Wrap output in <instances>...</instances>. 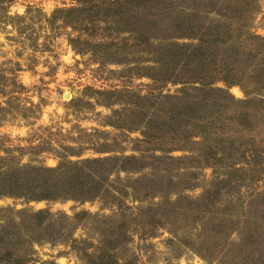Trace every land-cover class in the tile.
<instances>
[{"label": "rangeland", "instance_id": "374dc122", "mask_svg": "<svg viewBox=\"0 0 264 264\" xmlns=\"http://www.w3.org/2000/svg\"><path fill=\"white\" fill-rule=\"evenodd\" d=\"M228 1L0 0V264H264V80L190 82L259 48Z\"/></svg>", "mask_w": 264, "mask_h": 264}, {"label": "trees", "instance_id": "16d2710c", "mask_svg": "<svg viewBox=\"0 0 264 264\" xmlns=\"http://www.w3.org/2000/svg\"><path fill=\"white\" fill-rule=\"evenodd\" d=\"M249 1L250 0H239L237 2V4L235 6H231V3H229V1L226 3L225 6L228 5L227 8H225L224 10H221L222 8H217L221 11H228V13H230L231 16H234V14H237L239 16L244 15L245 12L249 11ZM234 13V14H233ZM230 29V26L226 27V29H218L217 27L214 28V26H210L208 27V29L206 31H203V33L198 37V41L199 44L198 46L200 48L203 47V44L206 43H210L212 45L213 41H215V43H213V46H216V48H223L221 43H225L227 44V42H229L230 40L227 38H224V34H228V32L226 30ZM209 36V37H207ZM207 38L208 40H204V38ZM220 38V39H219ZM249 38L251 39V45L255 44L256 46H258L259 48H248V50H244V52H242L243 54H241V51H239L236 46H233L230 50L228 49H223L222 51L226 52L225 54H220L223 58L221 59V61H223V63L221 65H218L213 71L210 72H205V73H209L210 75V80H205V78L202 76L203 71L196 72L195 76H194V80L190 81V82H196L199 83L201 82V85H204L205 87L201 90L200 94L203 96L206 95L207 93V88L209 87L210 90L213 91V93H215V95L219 98H221L224 102V104H227V102H230L232 104H236V102H240L241 99L240 98H236L234 95L229 94V92H227L225 90V87L222 86H217L216 84L219 81H223L227 86H233V85H239L242 90L245 92V94L247 96H249L250 94L255 93V90L252 88H248V79H247V75L249 74V76L253 77L254 74H257V80L261 81L264 80V36H259L256 34H251L249 36ZM210 40V41H209ZM212 41V42H211ZM220 44V45H219ZM228 48V47H225ZM221 51V52H222ZM215 52V51H213ZM159 81H165L164 79L160 78ZM179 80L174 79L172 82L177 83ZM168 82V80L166 81ZM182 82H186L185 80H182ZM197 89V88H196ZM227 89V88H226ZM264 91V89H261ZM209 91V90H208ZM259 92L258 90L256 91V93ZM162 94V93H160ZM201 95H199V97H201ZM168 97H176L174 94H168ZM217 97H214L215 99ZM239 107H236V109H238ZM169 111H173L172 109ZM241 112L242 115H246L247 111L246 109H241L239 110V113ZM176 117L172 116L170 119L171 124H174V119ZM186 125V123H185ZM226 126V125H224ZM185 127V126H183ZM149 137V136H148ZM96 160H89L88 162H93ZM86 162V161H85ZM64 164V163H63ZM61 165L57 168H48L51 170V174H52V181L50 180L48 182V187H50L51 185H53L50 189H54L52 191V194H48L44 195V197L42 199H47V198H51L52 200L57 199L61 194H58V190L56 188V185H58V183L61 182H68L71 183L72 180L71 178H68L66 175H64L65 177H61V173L63 172L65 165ZM77 164V163H74ZM55 171H59L58 175L55 174ZM81 181H83L82 178H80ZM41 182H44L43 179H41ZM75 196V195H74ZM70 198V197H69ZM32 199H39L37 198V196H33ZM59 199V198H58ZM47 213H49L48 210H38L33 212L32 214H30V216L33 219L32 225L34 226V228H38L40 226V217L44 216L45 214L48 215Z\"/></svg>", "mask_w": 264, "mask_h": 264}]
</instances>
